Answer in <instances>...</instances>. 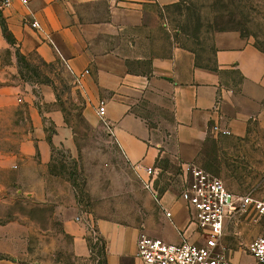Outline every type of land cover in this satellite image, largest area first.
I'll use <instances>...</instances> for the list:
<instances>
[{"label":"crops","instance_id":"1","mask_svg":"<svg viewBox=\"0 0 264 264\" xmlns=\"http://www.w3.org/2000/svg\"><path fill=\"white\" fill-rule=\"evenodd\" d=\"M175 1L28 0L26 5L12 1L0 8V17L20 53L33 52L45 62L58 60L65 67L71 90L83 102L86 115L96 116L95 106L102 101L103 123L128 162L153 165L160 156L192 159L206 139L215 135L209 127L213 122L226 127V135H243L249 120L262 112L264 98V54L237 31L213 34L209 65L196 62L194 52L184 46L153 48L144 29L146 6ZM32 19L38 28L30 26ZM3 46L7 42L0 26ZM85 68L87 72L74 80V73ZM37 91L27 96L25 104L31 125L27 136L15 155L0 153V190L9 180L24 186L31 181L43 185L42 167L50 156L45 126L50 123L54 129L51 140L65 134L52 87L39 82ZM36 164L39 172L31 169ZM2 192L0 204L6 202ZM159 192L171 217H165L153 202L158 214L144 217L143 228L152 230L168 223L174 233L158 237L175 241L176 228L183 229L188 210L177 190L165 187ZM180 209L184 216L174 221ZM55 212L58 226L69 238L68 257L62 260L54 251H32L27 225L0 214V264H96L90 247L93 232L103 239L104 264H141L134 255L135 242L139 233H147L107 217L90 219V229L86 217L76 218L73 202L64 208L58 205ZM191 229L190 223L184 230L189 237L194 234ZM129 230L134 231L131 241L125 239Z\"/></svg>","mask_w":264,"mask_h":264},{"label":"rangeland","instance_id":"2","mask_svg":"<svg viewBox=\"0 0 264 264\" xmlns=\"http://www.w3.org/2000/svg\"><path fill=\"white\" fill-rule=\"evenodd\" d=\"M144 12V29L155 50L184 46L194 52L196 62L209 65L213 34L234 30L264 54V0H176L167 5L150 3ZM1 24L5 27L0 17ZM1 35L7 46L0 48V153L15 155L17 145L27 136L31 125L25 104L29 94H37L39 82L52 87L66 127L62 137L51 140L54 129L46 124L50 147L49 160L42 167L46 179L43 185L31 181L26 186L9 180L0 190L6 197L0 204L1 217L27 225L32 251H54L62 260L69 255V238L57 224L58 205L64 208L73 202L76 215L87 216L88 223L96 217H107L150 236L174 233L168 223L152 230L143 228L144 217L155 218L158 209L141 188L140 169L124 158L102 117L83 112V102L75 98L65 67L58 60L44 62L33 52L22 54L2 31ZM261 107L262 112L249 120L243 135H211L187 160L220 178L235 195L264 193V98ZM181 162L165 156L155 160L159 189H178ZM31 169L39 172L41 167L36 164ZM1 178L2 174L3 182ZM183 216L180 209L173 220ZM263 225L264 218L253 212L235 213L221 233L220 254L238 263L252 260L245 251L246 244L262 233ZM133 236L134 231L129 230L125 239L131 241ZM99 238L97 235L90 242L97 264H101L103 254V239Z\"/></svg>","mask_w":264,"mask_h":264},{"label":"built area","instance_id":"3","mask_svg":"<svg viewBox=\"0 0 264 264\" xmlns=\"http://www.w3.org/2000/svg\"><path fill=\"white\" fill-rule=\"evenodd\" d=\"M12 1L26 5L28 0H0V8L8 7ZM30 26L39 27L37 20L32 19ZM87 69L74 73L73 79H78ZM103 103L99 100L95 106V113L101 116ZM210 131L217 134H228L226 127H220L218 122L209 125ZM140 169L139 180L141 188L170 219L171 211L161 199L157 186V170L154 165L135 164ZM180 185L177 196L188 210L186 224L183 229L176 228L178 239L167 241L158 236L139 233L135 242L134 255L141 264H264V225L261 234L254 236L246 244L245 251L252 260L238 263L225 258L219 252V239L226 221L235 213L253 212L264 218V193L258 195L243 193L235 195L220 178L210 174L191 161L179 164ZM87 218V216H85ZM76 218H81L77 216ZM88 220V219H87ZM192 224L193 237L184 233ZM92 228L90 223H87ZM94 241L97 235L93 232Z\"/></svg>","mask_w":264,"mask_h":264},{"label":"trees","instance_id":"4","mask_svg":"<svg viewBox=\"0 0 264 264\" xmlns=\"http://www.w3.org/2000/svg\"><path fill=\"white\" fill-rule=\"evenodd\" d=\"M1 31L2 33H4L5 38L7 39L8 42H14L13 38L11 37L10 33L6 30L5 27L2 26L1 24ZM42 60V59H41ZM45 62V61H44ZM99 240L101 241V239L99 238ZM102 243H100V246H103V241H101ZM90 247L93 249V245L91 244ZM102 249V247H101ZM98 263V260H97ZM96 263V264H97ZM101 264H104V260H103V254H102V259H101Z\"/></svg>","mask_w":264,"mask_h":264}]
</instances>
